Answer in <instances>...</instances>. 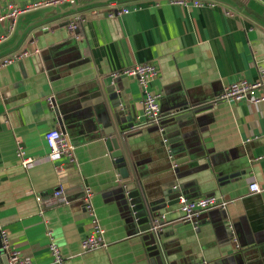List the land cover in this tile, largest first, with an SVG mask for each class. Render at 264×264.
I'll use <instances>...</instances> for the list:
<instances>
[{"label":"crops","instance_id":"crops-1","mask_svg":"<svg viewBox=\"0 0 264 264\" xmlns=\"http://www.w3.org/2000/svg\"><path fill=\"white\" fill-rule=\"evenodd\" d=\"M35 1L0 0V15L10 5ZM201 1L215 6L81 0L70 11L63 6L21 15L6 40L10 21L0 22V229L31 264H52L48 233L66 264H148L115 160L98 137L106 123L100 100L108 79L120 88L117 109L126 108L121 130L142 122L141 88L116 74L144 63L158 69L149 88L160 95L161 118L157 126L124 131L129 174L151 204L183 186L167 198L229 202L225 210L202 213L196 225L174 222L177 205L161 209L175 226L160 240L167 263L264 264V104H207L233 82L264 81V7L256 0ZM121 8L130 12L108 17ZM72 21L74 31L67 28ZM172 125L184 153L175 166L161 134ZM51 128L69 139L76 163L49 158L44 135ZM17 142L33 158L28 167L17 162ZM250 182L261 192L250 193ZM86 189L106 243L91 252L81 250L91 229ZM57 190L64 201L52 197Z\"/></svg>","mask_w":264,"mask_h":264},{"label":"built area","instance_id":"built-area-1","mask_svg":"<svg viewBox=\"0 0 264 264\" xmlns=\"http://www.w3.org/2000/svg\"><path fill=\"white\" fill-rule=\"evenodd\" d=\"M81 0H37L34 3L28 4L24 7H18L16 5H10L7 7L6 12L0 15V22L8 20L10 21L8 31L3 38L6 40L11 36L14 30L15 23L21 15L29 13L33 10L57 8L64 5H73ZM259 4L264 7V0H256ZM170 5H176L183 8H201L208 7L212 8L215 6L212 2H206L201 0H167ZM137 8L134 9V11ZM130 10L127 8H121L120 10L109 12L108 17L112 18L115 15H122L129 13ZM230 15L229 13H227ZM78 21V20H77ZM77 23L72 21L67 24V28L70 31L76 30ZM3 40V41H4ZM13 59L3 61L2 66L8 65ZM158 69L154 64H134L120 69L116 76H125L132 78L136 81L142 91V122L133 126L132 130H138L147 126H157L160 122L161 109H160V95L155 93L149 88V84L157 77ZM247 101L250 104H264V81L262 78L254 82H247L246 80H239L226 86L222 93L210 99L207 104L215 105L219 102H241ZM45 143L49 150V158L65 157L71 164L75 162L74 147L69 142V139L64 133L57 128L49 129L44 135ZM166 143V139L163 140ZM17 162L22 167H28L33 163V158L26 155L25 150L20 142L16 143L15 150ZM169 157L172 159L173 155L169 152ZM175 166V165H174ZM250 193H260L261 189L256 182H250L248 185ZM52 197L58 201H64V197L61 190L54 191ZM91 193L89 190H85L83 199L84 209L87 217L90 219L91 229L90 232L85 235L81 240L82 252H91L106 247L104 241V231L99 224L98 217L95 213L91 202ZM49 199V198H48ZM36 202L39 204L42 202L41 196H36ZM228 201L219 198L217 196H201L198 198H189L184 194L178 196L177 212L178 219L174 222H190L196 225L200 215L206 211L219 209L225 210ZM0 237L2 241L1 250L3 255L7 259V264H31L30 258L23 256L19 251L15 250L8 239V235L5 231L0 229ZM48 251L51 257L52 264H66L64 257L61 254L59 245L53 240L50 233H48ZM193 264H209L207 261H198Z\"/></svg>","mask_w":264,"mask_h":264},{"label":"water","instance_id":"water-1","mask_svg":"<svg viewBox=\"0 0 264 264\" xmlns=\"http://www.w3.org/2000/svg\"><path fill=\"white\" fill-rule=\"evenodd\" d=\"M122 1V0H120ZM76 4L64 5L70 6L68 11L75 9ZM63 7V6H60ZM57 7V8H60ZM113 79H108L105 84V90L103 92V99L100 100V105L103 106L104 116L106 118L105 124H100L99 129L103 130L102 133H98V137L102 138L105 142L106 148L113 159L115 160L117 173L119 174V185L122 186L124 196L126 197L127 205L129 207V220L132 226L143 236L145 245L146 259L148 264H168L163 253L161 252L160 240L168 236V232H172L175 229L174 224L171 221H166L165 215L161 213V209L166 207H173L178 203V197L174 199H168L167 195L176 194L181 190L187 189L186 186L180 188H174L167 190L165 193H161L160 203H149L147 196L142 195L141 190L136 179L129 174L128 170L130 165L128 158L125 155V149L123 146V133L124 131H130L133 126L139 122L131 123L128 127L121 130L122 121L121 118L125 116L122 108L120 110L117 107L121 104L120 100V88L119 85L112 86ZM116 94V97L109 99L110 94ZM101 94V93H100ZM163 140L166 139L165 145L169 152L173 155L172 165L179 164L177 161L184 157L181 139L179 138V131L177 125H172L161 130ZM121 146H120V144ZM182 192V191H181ZM188 192V191H183ZM85 195V193H84ZM163 198V197H165ZM168 200V201H167ZM2 241L0 237V263L7 264V259L3 255ZM3 261V262H1Z\"/></svg>","mask_w":264,"mask_h":264}]
</instances>
